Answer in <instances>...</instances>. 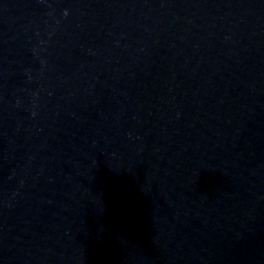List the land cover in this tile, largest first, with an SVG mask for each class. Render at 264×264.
Returning <instances> with one entry per match:
<instances>
[{
	"label": "water",
	"instance_id": "1",
	"mask_svg": "<svg viewBox=\"0 0 264 264\" xmlns=\"http://www.w3.org/2000/svg\"><path fill=\"white\" fill-rule=\"evenodd\" d=\"M0 264H264V0H0Z\"/></svg>",
	"mask_w": 264,
	"mask_h": 264
}]
</instances>
